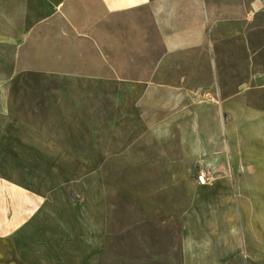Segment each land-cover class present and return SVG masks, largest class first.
I'll return each instance as SVG.
<instances>
[{
    "label": "crops",
    "instance_id": "obj_1",
    "mask_svg": "<svg viewBox=\"0 0 264 264\" xmlns=\"http://www.w3.org/2000/svg\"><path fill=\"white\" fill-rule=\"evenodd\" d=\"M261 29L264 0H0V264H82L86 237L101 227L99 210L90 224L84 203L70 197V186L84 185L86 166L41 126L68 121L69 103L81 101L84 89L50 87L43 78L109 87L102 111L108 121L131 119L130 109L116 103L133 95L118 92H141L142 121L158 122L149 99L167 95L180 108L201 87L263 93L258 51L249 54L247 79L229 80L244 77V64L235 62L244 52L234 46ZM26 78L41 83H17ZM54 98L61 103L55 109ZM236 99L222 100L221 111L252 124V141L264 144V101ZM210 111L188 117L176 111V118L195 127L212 123ZM224 139L226 149L206 142L199 155L207 182L193 186L183 264H226L239 255L249 198L264 202V180L255 176L264 173V151L256 165L244 164L239 151L234 164ZM185 155L196 165V144Z\"/></svg>",
    "mask_w": 264,
    "mask_h": 264
},
{
    "label": "rangeland",
    "instance_id": "obj_2",
    "mask_svg": "<svg viewBox=\"0 0 264 264\" xmlns=\"http://www.w3.org/2000/svg\"><path fill=\"white\" fill-rule=\"evenodd\" d=\"M244 43L238 48L234 46L235 51L244 52V60H235L244 64V77H229L232 82L247 79L250 53L258 51L256 61L264 68V29L249 33ZM17 83L38 85L41 79L26 78ZM42 83L60 89H84L83 93H78L81 101L69 103L68 121L41 125L76 154L74 158L78 163L86 166L81 191L70 186V197L76 196L84 203L90 224L92 213L96 209L100 211L101 227L99 230L95 227V234L99 235L86 237L82 264H183L184 223L188 222L193 205V186H198L196 180L200 173H207L199 156L204 152V144H213L214 149L221 144L226 149V134L229 158L234 164L240 157L239 151L247 165L258 164L264 151L262 142L252 141V124L239 115L229 118L226 110L221 111V102L225 99L264 101V92H253L251 87H196L190 98L186 95L181 100L186 105L180 108L176 107V99L167 95L149 99L146 104L158 122L146 123L138 107L141 92H118L117 96H134L132 101L116 103L120 108L130 109L131 119L129 122L126 118L108 121L102 111H108L105 99L109 96V87L50 76L43 78ZM59 95L64 99L62 90ZM60 104L58 98L53 99L54 109ZM204 108L211 109L208 115L212 123H197L194 127L185 124L184 118H176L180 112L187 117L198 116ZM216 133L221 137L215 139ZM191 144H196V165L185 155ZM255 176L264 180L262 172ZM248 202L249 208L240 218L246 244L243 251L226 264H264V202L256 197H250Z\"/></svg>",
    "mask_w": 264,
    "mask_h": 264
},
{
    "label": "built area",
    "instance_id": "obj_3",
    "mask_svg": "<svg viewBox=\"0 0 264 264\" xmlns=\"http://www.w3.org/2000/svg\"><path fill=\"white\" fill-rule=\"evenodd\" d=\"M198 182L201 185H205L206 184L207 179H206V175L204 173H200V175L198 176Z\"/></svg>",
    "mask_w": 264,
    "mask_h": 264
}]
</instances>
